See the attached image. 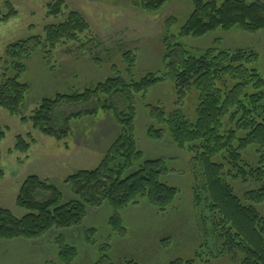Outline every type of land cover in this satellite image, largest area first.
Returning a JSON list of instances; mask_svg holds the SVG:
<instances>
[{
  "label": "trees",
  "instance_id": "1",
  "mask_svg": "<svg viewBox=\"0 0 264 264\" xmlns=\"http://www.w3.org/2000/svg\"><path fill=\"white\" fill-rule=\"evenodd\" d=\"M136 9L155 14L171 0H133ZM192 11L179 28L176 37H162L163 70L148 73L139 80L132 79L136 55L123 54L125 78L115 76L90 86L82 93H57L42 99L30 117L22 111L29 85L22 81L26 61L36 52L49 63L51 52L60 44L79 42L87 37L89 25L76 12H70L58 25L44 29L43 36H32L9 44L0 61V109L21 123L57 141L70 138V123L92 117L96 109L78 111L55 122L54 111L61 104H86L95 97L101 103L107 95L122 97L123 109L102 106L119 127L98 166L80 170L63 180L72 199L64 201L62 193L49 181L29 176L22 183L16 206L26 211L22 218L0 207V240H23L33 243L50 234L82 227L88 209L107 205L112 215L108 225L122 235L119 211L130 206L147 204L159 212L172 207L178 190L161 181L167 172L162 159H145L134 135L138 104L148 119L146 137L159 141L163 136L181 151L191 155L196 179L194 207L203 223L204 241L213 258L230 253L228 264H264V77L253 67L258 55L250 49L234 51L214 47L198 57L190 54L179 40L201 38L217 31L238 29L246 34L264 30V4L243 0H188ZM63 2L48 5V14L58 16ZM17 16L10 4L0 8V26ZM175 18L165 21L172 26ZM170 81L174 86L176 108L142 105L141 98L158 84ZM191 95L193 112L186 115L177 106ZM147 108V110L145 109ZM5 131L0 128V143ZM16 137L14 150L27 154L35 143L30 135ZM3 174L0 171V179ZM83 229V227L81 228ZM92 235V229L88 230ZM58 257L64 264L74 261L76 250L59 234L56 237ZM205 244V245H206ZM215 249L217 251H215ZM200 250L195 259L177 258L166 264H210L202 259ZM127 264H134L129 261Z\"/></svg>",
  "mask_w": 264,
  "mask_h": 264
},
{
  "label": "rangeland",
  "instance_id": "2",
  "mask_svg": "<svg viewBox=\"0 0 264 264\" xmlns=\"http://www.w3.org/2000/svg\"><path fill=\"white\" fill-rule=\"evenodd\" d=\"M57 0H0V8L10 4L17 16L0 26V61L5 48L18 40L43 36L44 29L63 22L70 12L78 13L89 25L87 37L79 42L58 45L50 54L49 63L36 52L26 61V72L22 81L29 85V91L22 114L30 117L45 98L55 94L82 93L83 90L104 82L108 78H125L126 64L123 54L136 55L132 79L139 80L148 73L163 70L162 37L164 34L177 35L179 28L192 11L191 1L171 0L155 14H147L133 5V0H61L63 6L58 16L48 14V5ZM219 2L223 0H217ZM259 1L264 0H243ZM175 18L172 26L165 21ZM218 40L220 49L234 51L250 49L258 59L253 67L264 77V30L246 34L238 29L217 31L201 38L186 37L179 43L192 55L198 57L203 51L214 47ZM125 72V73H124ZM193 95L190 94L177 106L186 115L193 112ZM176 96L172 82L165 81L151 88L141 98V104L158 106L165 112L176 108ZM93 98L86 104H61L54 111L57 125L70 113L95 110L94 115L73 120L70 138L57 141L46 137L32 128V123H21L0 109V128L5 138L0 143V207L9 210L16 218L27 213L16 206L19 189L29 176H37L49 181L59 190L64 201L72 199L63 180L73 173L95 169L111 142L119 133V127L112 114L103 113L102 106H112L121 111L122 97L107 95L97 104ZM134 122V135L138 148L145 159H162L167 172L161 181L178 190L172 207L159 212L147 204L130 206L119 211L122 235L112 231L108 220L112 215L107 205L88 209L83 229L62 232L52 231L31 244L0 240V264H64L58 257L59 244L56 237L63 235L65 242L74 247L76 256L70 264H166L177 258L195 259L200 251L202 259L210 264H228L232 255L213 258L205 251L203 223L194 207V187L196 179L191 164V155L178 150L167 137L150 141L146 137L148 119L139 104ZM147 110V108L145 107ZM35 142L27 154L14 150L16 137ZM264 216V205L259 208ZM92 229V235L88 230ZM15 243V244H14ZM206 244V245H205ZM215 251H217L215 249ZM233 263V262H232ZM196 264H203L196 262Z\"/></svg>",
  "mask_w": 264,
  "mask_h": 264
},
{
  "label": "crops",
  "instance_id": "3",
  "mask_svg": "<svg viewBox=\"0 0 264 264\" xmlns=\"http://www.w3.org/2000/svg\"><path fill=\"white\" fill-rule=\"evenodd\" d=\"M10 242H11V241H10ZM13 242H15V243H16V242H20V243L23 242V243H26V244H31L30 242H28V241H23V240H14ZM15 243H14V244H15Z\"/></svg>",
  "mask_w": 264,
  "mask_h": 264
}]
</instances>
